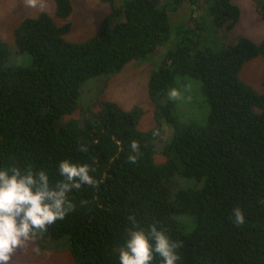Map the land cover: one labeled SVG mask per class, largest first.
<instances>
[{
    "label": "trees",
    "instance_id": "16d2710c",
    "mask_svg": "<svg viewBox=\"0 0 264 264\" xmlns=\"http://www.w3.org/2000/svg\"><path fill=\"white\" fill-rule=\"evenodd\" d=\"M100 1L110 12L84 42L67 41L72 24L45 12L20 24L14 45L0 39V168L43 169L55 182L59 162L70 159L91 165L99 181L71 194L76 210L38 235L64 244L76 264H119L134 216L182 244L179 264H264V92L240 77L248 61L264 59V40L221 46L218 28L232 30L241 15L232 0ZM254 1L264 19V0ZM55 2L68 20L71 0ZM183 7L186 20L172 24ZM169 42L148 84L156 126L143 132L144 109L103 98L126 65ZM191 79L210 108L205 124L186 122L185 106L178 113L180 102L168 99ZM183 95L189 102L191 89ZM165 123L173 129L166 141ZM133 140L140 153L129 164ZM236 207L242 226L233 223Z\"/></svg>",
    "mask_w": 264,
    "mask_h": 264
},
{
    "label": "rangeland",
    "instance_id": "374dc122",
    "mask_svg": "<svg viewBox=\"0 0 264 264\" xmlns=\"http://www.w3.org/2000/svg\"><path fill=\"white\" fill-rule=\"evenodd\" d=\"M73 13L66 21L60 20L56 16L55 0H45L46 8L41 10L39 7L25 8L23 0H0V39L10 45L15 42V30L20 24L28 18H37L43 12L53 17L60 25L66 22L72 24V30L65 37L70 42H84L93 37L99 30L103 19L109 14L110 7L102 3L100 0H71ZM232 3L240 8L241 15L238 23L232 30L226 29L224 26L218 28L221 38V46L226 47L229 44L237 43L241 38H250L256 43L264 40V19L254 0H232ZM191 9L183 7L178 14H172V24L178 25L186 20ZM215 27V26H213ZM212 28V27H211ZM169 42L164 48L157 52L159 55L151 57L145 62H132L125 66L122 73L113 77L109 81L108 91L103 99L113 101L125 110H131L138 106L144 109L145 114L140 121L139 129L143 132L149 131L156 126L154 116V105L149 98V79L151 72L155 67H160L158 63L164 54L171 49L172 44ZM241 79L260 92H264L262 80L264 78V59L257 57L248 61L240 71ZM188 79V78H187ZM100 78L91 81L95 87L103 84L99 82ZM191 84L182 88V99L179 100L177 112L180 107H185L181 111L182 118L188 122L192 117L199 119L206 117L210 112L206 98L200 93V83L191 79ZM181 80H179V83ZM199 84V86L196 83ZM96 83V84H95ZM191 89L190 101L186 103L183 90ZM79 116V114H77ZM173 129L168 124L164 125V133L162 139L170 140ZM165 158L156 157L157 163H162ZM38 248L36 252L34 249ZM16 264H76L72 259L68 248H64V244L57 241H46L41 235H38L34 241L28 243L26 248L17 257Z\"/></svg>",
    "mask_w": 264,
    "mask_h": 264
},
{
    "label": "clouds",
    "instance_id": "9594fccd",
    "mask_svg": "<svg viewBox=\"0 0 264 264\" xmlns=\"http://www.w3.org/2000/svg\"><path fill=\"white\" fill-rule=\"evenodd\" d=\"M23 4L26 9L46 8L45 0H23ZM167 95L172 101L183 98L177 88H171ZM154 135H158V132ZM130 148L135 154L129 155L128 163L135 164L140 153L139 142L133 140ZM80 150L87 152L88 148L81 146ZM93 171L89 164L65 159L58 164L60 178L53 182L43 169L19 166L0 168V264H16L18 255L29 242L34 241L38 234L46 233L50 225L74 212L76 204L70 198L71 194L79 192L85 185L96 187L99 184L90 174ZM81 203L86 204L87 201ZM128 219L132 230L119 250V264H153L156 256L160 257L161 264H179L180 242L173 241L155 223L146 231L134 216ZM232 219L236 226L246 222L244 212L239 207L233 209ZM34 251L38 252L39 249Z\"/></svg>",
    "mask_w": 264,
    "mask_h": 264
}]
</instances>
